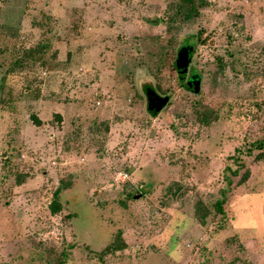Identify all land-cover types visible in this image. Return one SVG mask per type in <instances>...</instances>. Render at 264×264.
I'll use <instances>...</instances> for the list:
<instances>
[{
    "label": "rangeland",
    "instance_id": "1",
    "mask_svg": "<svg viewBox=\"0 0 264 264\" xmlns=\"http://www.w3.org/2000/svg\"><path fill=\"white\" fill-rule=\"evenodd\" d=\"M174 2L0 0V264H264V0L176 23L182 86L151 60Z\"/></svg>",
    "mask_w": 264,
    "mask_h": 264
},
{
    "label": "trees",
    "instance_id": "2",
    "mask_svg": "<svg viewBox=\"0 0 264 264\" xmlns=\"http://www.w3.org/2000/svg\"><path fill=\"white\" fill-rule=\"evenodd\" d=\"M203 2L204 0H176V2H174L172 6L170 7L171 12L169 13V16L167 18L168 19L167 20V26H168L167 31L169 33V36L166 39H162L163 43L156 40L155 44L157 46V51L151 54L152 56L151 60L153 61L152 63H154L155 65V70L158 75L163 74V71L168 64H169L170 70L175 72L176 71L175 60H176L178 51L181 48L186 47V46H190L195 50L199 46V44L202 42L201 32H197V34L192 36V38H187L181 41L180 43H177V45L174 42L175 39L174 40L172 39H173V34L175 30L174 27L176 23L182 22V21H190V20H193L194 18H197L199 16V12L201 11V8L204 5ZM155 39L156 38H154V40ZM216 62L218 66V72L219 71L223 72L224 67H225L223 65V59L220 57H216ZM178 78H177L178 84L182 86L181 79L180 78L178 79ZM149 86L151 87V85L146 84L144 86V90H146V88H149ZM159 88L160 86H157L156 90ZM194 114L196 115V118L199 120V122L204 125H208L212 122L213 118L210 117L212 112L208 108L203 110L201 104H197L195 106ZM252 147L260 151L264 150V140L253 142ZM256 157L257 159L263 160L264 154H262L261 152ZM237 173H238V170L233 172V174H237ZM246 177L247 175H245V178ZM221 193L225 195V192L222 191ZM57 194L58 192L55 193V195ZM223 205H224V199L217 200L213 204V208L218 213L222 211L224 212Z\"/></svg>",
    "mask_w": 264,
    "mask_h": 264
},
{
    "label": "water",
    "instance_id": "3",
    "mask_svg": "<svg viewBox=\"0 0 264 264\" xmlns=\"http://www.w3.org/2000/svg\"><path fill=\"white\" fill-rule=\"evenodd\" d=\"M192 51V47L186 46L181 48L177 53L175 67L177 70V75L181 80H183L187 76L188 67L192 59ZM200 84V79L196 75H194L187 81L185 89L191 93L196 94L199 92ZM145 94L147 99V110L153 116L159 114L168 103V98L159 96L151 88H146Z\"/></svg>",
    "mask_w": 264,
    "mask_h": 264
},
{
    "label": "built area",
    "instance_id": "4",
    "mask_svg": "<svg viewBox=\"0 0 264 264\" xmlns=\"http://www.w3.org/2000/svg\"><path fill=\"white\" fill-rule=\"evenodd\" d=\"M129 179V175L124 171H117L112 178V185L125 184Z\"/></svg>",
    "mask_w": 264,
    "mask_h": 264
},
{
    "label": "flooded vegetation",
    "instance_id": "5",
    "mask_svg": "<svg viewBox=\"0 0 264 264\" xmlns=\"http://www.w3.org/2000/svg\"><path fill=\"white\" fill-rule=\"evenodd\" d=\"M188 80H189V79H188ZM188 80H187V81H188ZM186 83H187V82H186Z\"/></svg>",
    "mask_w": 264,
    "mask_h": 264
}]
</instances>
